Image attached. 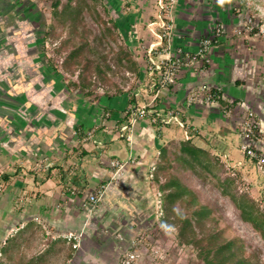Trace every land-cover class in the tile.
<instances>
[{
	"label": "crops",
	"instance_id": "0c3cea01",
	"mask_svg": "<svg viewBox=\"0 0 264 264\" xmlns=\"http://www.w3.org/2000/svg\"><path fill=\"white\" fill-rule=\"evenodd\" d=\"M109 1L140 62L132 89L84 92L39 56L14 57L12 72L0 73V242L41 225V264H119L127 250L148 251L158 218L152 174L172 141L190 137L218 155L264 205V165L241 149L249 113L264 129V38L239 1L179 0L172 54L181 48L185 59L146 115L136 107L154 93L144 55L159 0ZM207 36L206 54L190 58ZM209 88L219 96L208 99Z\"/></svg>",
	"mask_w": 264,
	"mask_h": 264
},
{
	"label": "rangeland",
	"instance_id": "374dc122",
	"mask_svg": "<svg viewBox=\"0 0 264 264\" xmlns=\"http://www.w3.org/2000/svg\"><path fill=\"white\" fill-rule=\"evenodd\" d=\"M54 1L0 0V73L12 72L14 57L39 56L46 66L62 71L71 86L72 81L84 80L91 82L87 87H92L93 93L98 90L121 93L132 89L137 73L132 70L125 51L133 48L113 25L118 19L113 11L114 3L109 0H60V6L54 8ZM237 1L244 8L246 22L255 26L252 31L264 38V0ZM35 40L37 43L33 47ZM78 47L82 48L77 51ZM74 50L76 54H71ZM137 63L140 66V62ZM174 172L197 191L201 202L209 205L211 217L217 219L223 237L242 242L245 251L231 264H264V240L240 218L234 203L220 193L216 180L204 182L181 168ZM202 228H198V234L207 235L208 231ZM153 231L156 243L150 239L152 245L148 251L142 250L143 259L137 264H205L195 247L179 243L175 229L155 228ZM6 238L0 242V264H41V242H44L41 225L25 228L19 238L20 246L12 247L3 256L1 246Z\"/></svg>",
	"mask_w": 264,
	"mask_h": 264
},
{
	"label": "trees",
	"instance_id": "16d2710c",
	"mask_svg": "<svg viewBox=\"0 0 264 264\" xmlns=\"http://www.w3.org/2000/svg\"><path fill=\"white\" fill-rule=\"evenodd\" d=\"M59 6L60 0H55L53 7ZM113 23L116 28H119V22L116 19ZM259 25L260 23L257 24L258 27ZM81 48L78 47L76 50L79 51ZM77 51L74 50L71 54H76ZM125 54V57L130 59L132 70L139 74L141 69L134 51L129 49L125 51ZM127 58H124V62H127ZM98 71L101 69L98 68ZM90 83L84 80L72 81V86L84 92L93 93L92 87L91 89L87 87ZM160 86L159 83L155 84V88ZM178 168L190 171L204 182L216 180L220 193L234 203L240 212V218L260 233L264 240L262 201L257 199L249 189L243 187V179L238 173H233L218 155L197 146L190 137L172 141L163 146L160 158L155 164L152 177L161 199L158 206L157 228L175 229L179 243L195 247L198 250V256L204 260L205 264H231L238 254L245 251V247L238 239L223 237L222 229L217 227V219L211 217L212 209L208 204L201 202L197 191L174 172V169ZM210 220L216 223L207 225L206 222ZM198 228L206 229L208 234L199 235ZM23 232L18 231L6 238L1 246V255L5 256L12 247L20 246L19 238Z\"/></svg>",
	"mask_w": 264,
	"mask_h": 264
},
{
	"label": "built area",
	"instance_id": "2783aa9c",
	"mask_svg": "<svg viewBox=\"0 0 264 264\" xmlns=\"http://www.w3.org/2000/svg\"><path fill=\"white\" fill-rule=\"evenodd\" d=\"M179 0H159L158 19L155 21V40L145 47V65L147 73L150 76V83L152 93L150 100L145 101L136 107L139 115H146L148 110L155 103L159 88H155V84L159 83L162 87L167 86L175 81V74L185 59L184 51L178 49V54H172V37L174 35V11L177 7ZM249 29H253L250 24H247ZM214 39L211 36L203 38L201 45L196 54L190 58L196 59L197 55H205L208 47L213 43ZM206 97L208 99H214L219 96L217 91L213 89H207ZM139 93H135V96H139ZM170 116L177 114L174 110H170ZM169 116V117H170ZM136 120L134 116L133 122ZM165 121V119H163ZM129 128V125L122 126V130ZM243 131L248 138V141L243 142L241 145L242 151L251 159H256L257 163L264 165V155H260L255 147L257 141L263 140L264 129L256 122L253 117V113H249L243 122ZM264 141V140H263ZM113 164H120L118 161ZM229 169L235 173V170L229 164ZM98 196L93 194L90 196L91 201L98 200ZM161 203L160 192H157V205ZM69 238L78 237L75 233L70 232L66 235ZM143 256L141 250H127L120 258L119 264H137V261Z\"/></svg>",
	"mask_w": 264,
	"mask_h": 264
},
{
	"label": "clouds",
	"instance_id": "9594fccd",
	"mask_svg": "<svg viewBox=\"0 0 264 264\" xmlns=\"http://www.w3.org/2000/svg\"><path fill=\"white\" fill-rule=\"evenodd\" d=\"M219 3H220V4H223V3H224V0H219Z\"/></svg>",
	"mask_w": 264,
	"mask_h": 264
}]
</instances>
